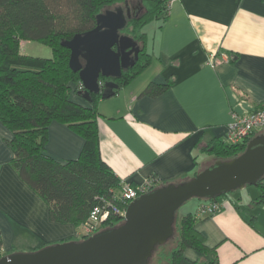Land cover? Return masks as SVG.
Here are the masks:
<instances>
[{"label":"crops","instance_id":"1","mask_svg":"<svg viewBox=\"0 0 264 264\" xmlns=\"http://www.w3.org/2000/svg\"><path fill=\"white\" fill-rule=\"evenodd\" d=\"M155 21L150 39L143 29L148 65L95 104L101 158L131 186L146 184L152 175L155 187L193 177L215 161L200 148L225 138L231 114L264 106V0H169L165 18ZM168 80L163 92L142 94L150 82ZM74 99L88 105L77 93ZM257 134L264 135V126ZM11 138L0 121L1 253L82 240L80 226L52 221L48 205L21 179ZM82 146L67 124L48 125L45 152L56 161L76 159ZM246 186L219 196L221 210L195 222L204 244L215 249L216 264H264V192ZM257 197L263 201L254 205ZM200 203L188 212H197ZM183 255L211 257L190 248Z\"/></svg>","mask_w":264,"mask_h":264},{"label":"trees","instance_id":"2","mask_svg":"<svg viewBox=\"0 0 264 264\" xmlns=\"http://www.w3.org/2000/svg\"><path fill=\"white\" fill-rule=\"evenodd\" d=\"M127 1L0 0V121L12 132L9 145L14 153V167L21 179L48 205L52 221L79 226L102 200L113 203L121 210L127 207L113 197L120 179L100 155L95 105L100 96L91 94L88 105L74 99L80 81L77 72L68 66L69 50L60 44L76 33L92 29L96 15L105 8ZM138 1L139 13L128 19L119 31L140 45L138 59L133 66L122 70L119 78L114 79L118 88L148 65L150 55L146 52V33L143 29L153 20L164 19L168 10V0ZM21 41H37L46 45L51 50V56L21 53ZM104 80L100 78L101 83ZM170 83L171 80L150 82L142 94L155 96L167 89ZM52 121L67 124L83 139L76 159L60 163L45 152L47 127ZM256 131L237 143L213 139L200 150L215 160L234 158L244 151L246 143ZM155 179L152 175V184ZM256 186L264 192V176ZM261 197H257L253 204H261ZM234 205L238 210V206ZM197 219V212L185 213L179 223L174 224V232H177L171 241L174 245L167 246L170 242L167 241L155 246L149 264H216L215 249L208 248L195 229ZM122 221L121 215L110 214L101 225L103 229L113 228ZM253 221L254 217L250 216L248 223L252 227ZM187 248L201 256L209 254L211 257L208 260H190L183 255Z\"/></svg>","mask_w":264,"mask_h":264},{"label":"water","instance_id":"3","mask_svg":"<svg viewBox=\"0 0 264 264\" xmlns=\"http://www.w3.org/2000/svg\"><path fill=\"white\" fill-rule=\"evenodd\" d=\"M118 5L96 15L95 26L61 41L69 50L68 66L77 72L81 98L91 94L107 99L115 94L121 71L133 66L140 47L119 31L130 19ZM133 55V56H131ZM100 78H105L101 83ZM264 176V135L257 134L234 158L215 160L193 177L151 189L130 201L123 221L80 241L46 245L30 252L0 257V264H149L155 246L174 233L175 211L190 198L215 199L246 185L256 186ZM264 197V194H262Z\"/></svg>","mask_w":264,"mask_h":264},{"label":"built area","instance_id":"4","mask_svg":"<svg viewBox=\"0 0 264 264\" xmlns=\"http://www.w3.org/2000/svg\"><path fill=\"white\" fill-rule=\"evenodd\" d=\"M169 3V0H168ZM82 89L80 83L79 90ZM264 126V106H259L248 112L241 114H231V120L227 125L225 141L237 143L245 140L249 135ZM153 184L151 180L143 185L131 186L120 180V185L113 191V197L128 205V203L150 191ZM222 208V204L217 199L202 200L197 207V215H212ZM126 209V208H125ZM125 209L121 210L113 203L102 200L90 211L87 220L81 224L82 237H89L96 232L97 226L102 224L110 214H119L123 217Z\"/></svg>","mask_w":264,"mask_h":264},{"label":"rangeland","instance_id":"5","mask_svg":"<svg viewBox=\"0 0 264 264\" xmlns=\"http://www.w3.org/2000/svg\"><path fill=\"white\" fill-rule=\"evenodd\" d=\"M128 1H129V3H132V4H134L136 2V1H132V0H128ZM118 5H122V3H120ZM118 5H115V6H112V7H109V8H105L104 10H106V9H113L114 7H116ZM155 26H156V21L153 20V21L149 22L146 25V27H145V29L148 32L149 39L151 37L150 31H152ZM21 50L25 54H28V55H31V56H38V57H50L51 56V50H50V48L48 46L40 43V42H37V41H25L23 43V45L21 46ZM251 186L252 185H247L245 188H251ZM242 190H244V189H242ZM234 192H240V189H236V191H234ZM243 192H245V191H243ZM228 193L229 194H232L233 191L228 192ZM202 200L203 199H197V198L193 197V198H190L187 201H185L183 204H181L180 207L175 211V221H174V224L177 225L179 223L181 217L185 213H187L189 211V209L192 207L193 204H197L199 201H202ZM79 226L81 228V225H79ZM101 229H103V226L101 224H99L97 226L96 232L100 231ZM176 233L177 232L175 231L174 234H173V238L171 240H168L170 242H168V245L167 246L174 245V243H172L171 241L175 239ZM16 249H21V248H16Z\"/></svg>","mask_w":264,"mask_h":264},{"label":"flooded vegetation","instance_id":"6","mask_svg":"<svg viewBox=\"0 0 264 264\" xmlns=\"http://www.w3.org/2000/svg\"><path fill=\"white\" fill-rule=\"evenodd\" d=\"M134 1H136L134 4L129 3L127 1V2L123 3L122 5H120L123 8L124 13H125L126 9H129L131 17L135 16L140 11V3H139V1L138 0H134ZM137 45H139V44H137ZM131 56H133V55H131Z\"/></svg>","mask_w":264,"mask_h":264}]
</instances>
